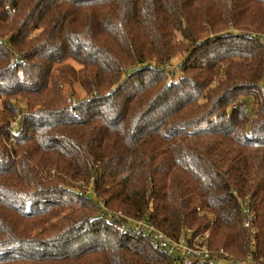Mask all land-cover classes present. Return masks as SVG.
<instances>
[{
  "label": "trees",
  "instance_id": "1",
  "mask_svg": "<svg viewBox=\"0 0 264 264\" xmlns=\"http://www.w3.org/2000/svg\"><path fill=\"white\" fill-rule=\"evenodd\" d=\"M138 220L264 259V0H0V264H189Z\"/></svg>",
  "mask_w": 264,
  "mask_h": 264
},
{
  "label": "built area",
  "instance_id": "2",
  "mask_svg": "<svg viewBox=\"0 0 264 264\" xmlns=\"http://www.w3.org/2000/svg\"><path fill=\"white\" fill-rule=\"evenodd\" d=\"M244 215V224L249 225L251 223L252 214H250L247 209H244ZM124 219L126 222H129V219ZM131 226L135 232L147 235L153 248L176 259H181L191 264L195 261H203L211 258L212 253L206 240L208 235L207 231L195 235L185 234L179 239H172L146 221H134ZM220 253H222V251H220ZM223 255L227 256L226 253H223ZM231 262L240 264V262L235 260ZM246 264H264V259L259 258V262L250 259Z\"/></svg>",
  "mask_w": 264,
  "mask_h": 264
},
{
  "label": "rangeland",
  "instance_id": "3",
  "mask_svg": "<svg viewBox=\"0 0 264 264\" xmlns=\"http://www.w3.org/2000/svg\"><path fill=\"white\" fill-rule=\"evenodd\" d=\"M73 65L77 67L75 63H73ZM62 92L66 97L71 98L73 101H78L80 99H83L87 95L84 92L83 88L77 83L72 84V85H63ZM238 102L243 105L247 118L251 119L252 106L254 103L253 97L251 95L241 96L239 97ZM51 173H53V171H51ZM75 185L80 189L81 195H83L85 193L83 192V190L87 189V183L79 181V182H76Z\"/></svg>",
  "mask_w": 264,
  "mask_h": 264
}]
</instances>
